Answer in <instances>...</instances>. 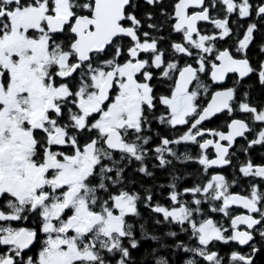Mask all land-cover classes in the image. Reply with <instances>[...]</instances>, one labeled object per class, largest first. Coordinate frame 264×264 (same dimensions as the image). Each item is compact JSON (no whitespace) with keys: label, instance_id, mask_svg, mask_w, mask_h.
Segmentation results:
<instances>
[{"label":"snow or ice","instance_id":"obj_1","mask_svg":"<svg viewBox=\"0 0 264 264\" xmlns=\"http://www.w3.org/2000/svg\"><path fill=\"white\" fill-rule=\"evenodd\" d=\"M258 20L264 0H0V264H255L264 104L238 86L264 87ZM177 162L200 166L191 184ZM155 169L167 185L135 178ZM141 208L177 231L150 234Z\"/></svg>","mask_w":264,"mask_h":264},{"label":"trees","instance_id":"obj_2","mask_svg":"<svg viewBox=\"0 0 264 264\" xmlns=\"http://www.w3.org/2000/svg\"><path fill=\"white\" fill-rule=\"evenodd\" d=\"M257 22H258V29L254 33V42L251 44V47L249 49L250 51H248L250 55H251V53L254 55V66L257 65V63L260 59H264V54H261L259 51V45L261 44V42H264V23L260 22L259 20ZM242 23H244V20L242 21ZM228 38L231 39L230 37H228ZM243 84H244L243 87L238 86L240 88V93H242L247 88L250 92V97H251L252 102L257 103V104H264V87H261V85L258 83L257 77L254 74H252L250 77H248L246 82ZM240 93H238V95ZM222 122H223V117L213 118L210 121V125H211L210 127H216L218 124H220ZM179 170L180 171L178 172V175L183 174V179L178 181V183H180L181 185L191 184L192 179L195 178V177L193 178L192 176L190 177V175H189L193 171L192 165H190L189 162H187L186 164H180L179 163ZM162 172L163 173L160 174L161 177L162 178L166 177V175H167L166 171L162 170ZM163 182L164 181H162V183ZM144 184H145V186H147V185L159 186L160 185L156 181H149V180L144 181ZM162 185H165V184L163 183ZM137 187H138V185H137ZM236 188L237 187H234V190ZM163 191H164V194L166 195V193H167L166 187L163 189ZM157 198H161V197H157ZM162 202L167 203V201H162ZM141 211H142L143 215L146 218H148L146 227H147V230L149 231L150 234H153V235L160 237L163 235V233H165L167 231H170V230L171 231H177V229L175 227H173L172 225H156V224H154L152 222V218H151L149 212L143 208H141ZM157 218L162 219V217H157ZM136 235L139 238L140 233H139L138 228H137ZM179 238L180 239H186V237L183 234H180ZM161 242L162 243H171L172 239L171 238H165ZM150 247H157V242L152 241L150 239H141L140 244L138 246V249L133 252V255L139 259L142 255V253L144 252L145 248H150ZM159 254L164 255L170 261L177 262V264H183V261L188 258L185 254L182 253V251H179V250L177 251L176 260H175L174 256L171 255L170 251H166L163 248L159 249ZM149 264H152V262L149 261Z\"/></svg>","mask_w":264,"mask_h":264},{"label":"flooded vegetation","instance_id":"obj_3","mask_svg":"<svg viewBox=\"0 0 264 264\" xmlns=\"http://www.w3.org/2000/svg\"><path fill=\"white\" fill-rule=\"evenodd\" d=\"M254 15V14H253ZM233 18H235V17H233ZM247 18H245L244 19V26L246 27V24H247ZM201 26H203V25H205V24H207V22H198ZM209 26V28H211V25H208ZM242 34V33H241ZM254 42V39H253V41H251L250 42V46H249V48L247 49V51H250L249 49H250V47H251V44ZM229 43H232V40L231 39H229L228 37H226L225 39H224V41H221V42H219V46H221V47H223V46H226L227 44H229ZM248 55H249V58H250V60H251V62H252V64H253V66H254V55L251 53V55L249 54V52H248ZM252 74H249V76L248 77H250ZM248 77H246V78H244L243 79V82H242V84L241 85H239L240 87L242 86L243 87V83H245L246 82V80H247V78ZM232 83H233V77H232V75L230 74L229 76H228V78H227V80H226V82H225V84H224V86H232ZM205 126L206 127H210L211 125H210V122H205ZM161 131H164V129L163 128H161ZM169 135H170V133H169ZM248 138L249 139H251L252 138V134H248ZM242 141V138H237V144H236V147H239L240 146V142ZM181 150H183V149H181ZM188 151L193 155V156H195L196 154H197V152H198V146L197 145H191L189 148H188ZM212 154H214V153H210V155H212ZM250 155H251V158H252V160H253V162L254 163H264V147H262V146H260V145H255V146H253L251 149H250ZM152 161H150L149 162V170H153L152 169ZM189 164L190 165H192V168H193V171L191 172V175H190V177L192 176L193 178L195 177V173L197 172V170L198 169H200V166L196 163V162H189ZM177 167L179 168V162H177ZM155 171V175H154V177L153 178H148V177H143L141 174H138V173H136V174H134L135 175V178L137 179V180H139L140 178L141 179H143V181H147V180H149V181H156L158 184H160V185H162L163 183L165 184V185H167V183L169 182V180H170V176H169V173H168V171L167 170H165L166 171V173H167V175H166V177H161V175L160 174H162L163 172H162V170H160V169H155L154 170ZM212 171H220V169H211V170H209V172L207 173L208 175H211L212 174ZM222 171H223V173L225 174V175H229L230 173H232V171H233V169L232 168H230V167H228V166H224L223 167V169H222ZM201 172H202V169H201ZM133 173H132V171L131 170H129V172H127L126 173V175H132ZM160 175V176H159ZM177 175H178V173H177ZM196 178V177H195ZM162 181H164L163 183H162ZM234 187H237V186H235V185H233V187H232V191H241V189L244 187V184L242 183L241 185H240V187H237L235 190H234ZM166 191H167V188H166ZM231 208L232 209H237L238 208V206H231ZM221 216H222V214H217L216 216H215V218L216 219H220L221 218ZM26 223H30V221H28V222H26ZM217 243H219V242H217ZM248 249L247 248H244V251H247ZM225 251H227V249L223 246V245H221V255H223L224 254V252ZM176 257L177 256H174V258H175V260H176ZM255 264H264V251H260V252H258L257 253V255L255 256ZM174 264H177V262H174Z\"/></svg>","mask_w":264,"mask_h":264},{"label":"water","instance_id":"obj_4","mask_svg":"<svg viewBox=\"0 0 264 264\" xmlns=\"http://www.w3.org/2000/svg\"><path fill=\"white\" fill-rule=\"evenodd\" d=\"M233 206H235V205H233Z\"/></svg>","mask_w":264,"mask_h":264}]
</instances>
